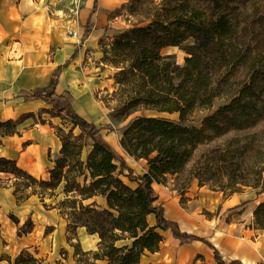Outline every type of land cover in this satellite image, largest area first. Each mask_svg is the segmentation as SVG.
Here are the masks:
<instances>
[{"label": "trees", "instance_id": "16d2710c", "mask_svg": "<svg viewBox=\"0 0 264 264\" xmlns=\"http://www.w3.org/2000/svg\"><path fill=\"white\" fill-rule=\"evenodd\" d=\"M142 1L130 0V5L134 8ZM148 3L151 11L118 33L106 52L118 69V116L126 119L136 111L157 115L135 117L120 132V147L129 157L144 160L146 172L135 174L102 139L100 130L74 111L70 91L55 92L59 68L38 89L40 96L52 113L64 112L89 137L91 151L82 161L70 141L71 133L58 135L61 148L48 179L37 180L6 158H0V172L23 180L15 184L18 202L36 194L33 190L22 195L18 185L53 192L64 183L63 193H73V205L81 216L76 222L99 239L98 250L92 254L76 249L77 256L88 258L80 264H141L146 253L159 251L166 231L180 244L204 242L213 250L217 264H241L225 262L209 242L180 231L175 222L166 219L154 185L166 182L168 176H181L193 162L178 188L179 195L193 182L229 194L240 187L264 192V0ZM144 22L148 23L139 25ZM90 30L87 23L81 41ZM166 47L183 50L182 65L173 56L161 54ZM20 94L27 100L37 97L34 92ZM216 100L227 102L204 117L199 127L186 125L193 111L209 109ZM162 115H177V119ZM0 128L5 130L2 135L14 133L11 120L0 123ZM219 141L192 160L200 146ZM94 197L104 199L105 206L83 204ZM150 216L153 225L148 222ZM10 219L18 224L13 216ZM253 224L264 230V199L253 210ZM24 226L27 228L18 234L31 230L30 220ZM24 255L22 252L14 264L35 262L29 256L25 260ZM6 263L11 264L10 259Z\"/></svg>", "mask_w": 264, "mask_h": 264}, {"label": "crops", "instance_id": "0c3cea01", "mask_svg": "<svg viewBox=\"0 0 264 264\" xmlns=\"http://www.w3.org/2000/svg\"><path fill=\"white\" fill-rule=\"evenodd\" d=\"M98 4V0H85L74 25L61 13L63 8L59 9L52 0H0V123L9 120L14 123V133L0 134V158L16 161L18 168L37 180L49 178L61 142L49 121H38L40 110L50 106L40 99L27 100L20 92L32 93L45 87L58 68L55 92L70 91L59 81L78 51L92 46L87 44L90 37H99L94 22L98 8L104 5ZM87 23L91 24V30L81 41ZM69 29L76 31L79 38L69 37L66 33ZM52 143L55 156L45 165L46 151ZM130 159L137 165L142 162ZM12 176L0 172V240L4 241L2 252L8 256L6 259L14 262L23 252L24 257L35 260L23 264H38L40 258L51 264L63 248L68 253V261L80 264L76 262L73 242L81 253L92 254L98 250V236L88 233L77 222L73 224L70 239L68 211L74 209H64L57 204L63 199H72L71 193H63L64 183L53 193L49 192L47 200L51 206H44L46 201L34 195L18 202ZM166 189V195L156 192L158 203L163 206L165 218L175 222L180 231L209 242L225 262L264 264V230L256 229L253 224V210L264 199V193L257 198L256 193L247 188L224 195L208 186L192 184L181 205L175 189ZM94 200L101 207L105 206L100 197L83 204ZM10 216L16 218L18 224ZM27 220L32 224L31 230L18 234ZM163 234L159 251L144 257L141 264H217L213 250L204 242L193 240L180 244L169 231Z\"/></svg>", "mask_w": 264, "mask_h": 264}, {"label": "rangeland", "instance_id": "374dc122", "mask_svg": "<svg viewBox=\"0 0 264 264\" xmlns=\"http://www.w3.org/2000/svg\"><path fill=\"white\" fill-rule=\"evenodd\" d=\"M54 1L58 6L59 9L63 8V13L68 19H71V24L77 25L78 20H76V17L79 15L80 11L84 8V2L85 0H72L71 2L69 0L64 2H57ZM155 3H158L159 0H153ZM98 5L103 4L104 6H101L102 9H99V12L96 15L95 18V28L98 31V34L100 33L99 37L96 35H93L96 37V40L94 41V44L92 46H89L86 50H79L77 55L71 59V67L69 69H66L62 73L61 81L59 83L63 85V88H68L73 97V109L74 111L86 119L89 122H92L95 127L100 130L99 134L102 137V139L111 147L114 149V151L117 153L119 157H121L125 163L133 169L135 174H143L146 172V162L144 160H141V163L144 164H136L133 162L128 155L124 153L122 148L119 145V140L121 136V130L122 128L133 118L138 116H157L155 113L152 112H141L136 111L129 115L126 119H121L117 114V109L119 102L117 101L118 97L115 95L118 90V85L116 84L115 80V74L117 73L118 69L113 67V65L110 62L109 55L106 54L107 51H109V48L111 44L114 41V37L124 31L125 29H128L132 27L134 24H137L141 16L147 15L146 12H150L149 10L151 6L148 3V0H143L140 4H136L134 8H132V5H130V0H98ZM62 15V14H61ZM70 23V21H69ZM148 22L140 23L139 25H144ZM72 30V29H71ZM74 31V30H72ZM76 32V31H75ZM67 33V32H66ZM68 35V34H67ZM78 35V33H77ZM69 36V35H68ZM71 37V36H69ZM73 38V37H71ZM73 38V39H78ZM188 44V43H187ZM162 55H171L173 56L174 60L178 65H182L184 62V57L186 54L181 50L179 47H166L162 49L161 51ZM34 94L37 95L36 98L30 99V100H36L41 98V92L39 90L34 91ZM226 100H216L214 101L213 105L209 109H197L193 111L186 122V125L188 126H194L199 127L202 119L208 115H210L212 112H214L218 107L226 104ZM40 116L38 117V121L40 123L49 121L51 123V126L53 128L54 134L56 136H67L69 133H71V142L76 145V150L80 152V158L82 161L86 159L89 152L91 151V140L89 137L82 133L78 128L72 125L70 120L66 117L64 112L61 113H52L51 107H47L46 109L40 110ZM163 117H167L169 119H177V115H162ZM35 121V120H34ZM5 131L4 129L0 128V134ZM221 143H210L207 145L200 146L195 154L193 155L194 160L200 153H203L213 146ZM56 144V141H55ZM54 143L50 144L48 147V150L46 151L44 164L47 165V161H49L50 158L54 157ZM139 161V160H135ZM193 162L189 163L186 167V173L190 170L192 167ZM186 173L179 175L178 177L175 176H168L166 182H163L161 184L154 185L155 191L161 192L162 194L166 195L167 189L170 188V190H174L177 193V198L179 200V203L183 205L185 203V197L183 195L178 194V188L182 185V181L186 177ZM14 179L13 187L15 189V184H18L20 181H23L19 178H16L14 175L12 176ZM125 180V179H124ZM126 181V180H125ZM127 182V181H126ZM192 184H196V182H193ZM134 185V184H131ZM19 186V185H18ZM18 190H20V193L22 195L29 194L35 190L36 194L34 197L39 198L40 201L44 200L46 201V204L44 206H47L49 204L48 197L50 191H43V189H40L36 185H31L30 188H24L22 186L18 187ZM209 187V186H208ZM36 188V189H33ZM210 188V187H209ZM243 189H247V187H240L236 189L234 193H239ZM252 188H249V190ZM253 193H256L257 198L263 193L258 194L259 189H252ZM220 192V191H219ZM53 193V192H50ZM227 190L223 193L224 195L229 194ZM233 194V193H232ZM73 199V193L70 194ZM42 198V199H41ZM72 199H63L62 202H58V205H61L64 209H74L72 211H68V218H69V237L72 239V232L74 231V225L76 223V220L79 219L81 216L79 214V211L76 207V205H73ZM93 206L101 207L99 202L94 200L93 202H90ZM89 203V204H90ZM86 204V203H85ZM51 206V203L49 204ZM75 206V208H72ZM169 211V209H167ZM173 213V211H172ZM28 221V220H27ZM26 221V222H27ZM26 222L23 224L22 229H26L27 227L24 226ZM149 224H154V218L152 216L148 217ZM79 224V223H78ZM163 239H164V234ZM75 236V235H74ZM127 242V241H124ZM2 244H4V241L0 240V258L2 261H0V264H6V259L8 256H6L2 252ZM72 245H75L74 252L79 250L74 242ZM80 251V250H79ZM150 253H146L142 259L144 261V257H147ZM68 253L63 250H59L57 253V258L55 261H52L51 264H72L67 260ZM92 255H89L90 258ZM29 257H25V260H27ZM34 259V258H33ZM87 257L77 256L76 262L78 260L81 262H87ZM90 262H93L90 259ZM11 264H14V262L11 261ZM38 264H49V262L43 258H40V262Z\"/></svg>", "mask_w": 264, "mask_h": 264}, {"label": "built area", "instance_id": "2783aa9c", "mask_svg": "<svg viewBox=\"0 0 264 264\" xmlns=\"http://www.w3.org/2000/svg\"><path fill=\"white\" fill-rule=\"evenodd\" d=\"M55 1H57L59 3V2L67 1V0H55ZM69 1L71 2L72 0H69ZM67 34L69 36L73 37V38H77L78 37L77 32L72 31L71 29L67 30Z\"/></svg>", "mask_w": 264, "mask_h": 264}, {"label": "bare ground", "instance_id": "6f19581e", "mask_svg": "<svg viewBox=\"0 0 264 264\" xmlns=\"http://www.w3.org/2000/svg\"><path fill=\"white\" fill-rule=\"evenodd\" d=\"M96 40V37L95 36H91L89 41L87 42L88 45H92L94 44V41Z\"/></svg>", "mask_w": 264, "mask_h": 264}]
</instances>
